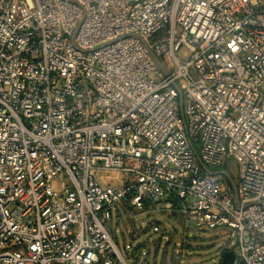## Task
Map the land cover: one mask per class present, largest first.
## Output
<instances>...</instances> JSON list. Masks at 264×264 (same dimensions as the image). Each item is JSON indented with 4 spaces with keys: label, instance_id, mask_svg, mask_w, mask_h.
I'll use <instances>...</instances> for the list:
<instances>
[{
    "label": "built area",
    "instance_id": "built-area-1",
    "mask_svg": "<svg viewBox=\"0 0 264 264\" xmlns=\"http://www.w3.org/2000/svg\"><path fill=\"white\" fill-rule=\"evenodd\" d=\"M119 207L264 264V0H0V264H128Z\"/></svg>",
    "mask_w": 264,
    "mask_h": 264
},
{
    "label": "rangeland",
    "instance_id": "rangeland-1",
    "mask_svg": "<svg viewBox=\"0 0 264 264\" xmlns=\"http://www.w3.org/2000/svg\"><path fill=\"white\" fill-rule=\"evenodd\" d=\"M180 54L186 59L184 50ZM218 169L234 174L238 163L231 157ZM118 210L120 216L114 211L108 228L128 264H219L224 250L236 251V239L229 234H219L216 230L187 233L175 216L154 213L129 220L124 209ZM144 221L148 225L142 228ZM156 224L159 230L154 229ZM132 231H138L140 237L133 238Z\"/></svg>",
    "mask_w": 264,
    "mask_h": 264
},
{
    "label": "water",
    "instance_id": "water-1",
    "mask_svg": "<svg viewBox=\"0 0 264 264\" xmlns=\"http://www.w3.org/2000/svg\"><path fill=\"white\" fill-rule=\"evenodd\" d=\"M204 169H205L206 171H209V169H208L206 166H204ZM221 172L226 176V178H227L230 182H233V179H232L231 175H230L227 171H225V170H221ZM141 245H142V243L139 244V247H140ZM235 259H236V254H235V252L232 251V250H228V249H226V250H224V251L222 252V256H221V260H220L219 264H234Z\"/></svg>",
    "mask_w": 264,
    "mask_h": 264
}]
</instances>
